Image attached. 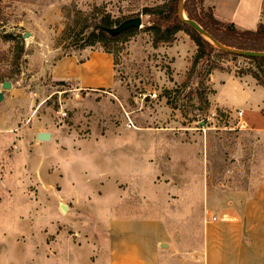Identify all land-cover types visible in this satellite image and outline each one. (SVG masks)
Here are the masks:
<instances>
[{
  "label": "rangeland",
  "instance_id": "1",
  "mask_svg": "<svg viewBox=\"0 0 264 264\" xmlns=\"http://www.w3.org/2000/svg\"><path fill=\"white\" fill-rule=\"evenodd\" d=\"M166 1H0V36H19L0 40V264H45L46 249L62 259L86 248L92 222L106 221L114 204L129 219H164L178 237L197 232L206 191L251 193L264 180V134L239 125L237 110L211 107L205 68L188 77L189 37L155 43L156 15L145 10ZM137 17L140 28L84 46L102 19L115 28ZM82 50L111 52L114 88L87 96L51 80L54 62ZM209 62L235 73L254 67L219 54ZM38 131L56 136L44 158L32 148Z\"/></svg>",
  "mask_w": 264,
  "mask_h": 264
},
{
  "label": "crops",
  "instance_id": "2",
  "mask_svg": "<svg viewBox=\"0 0 264 264\" xmlns=\"http://www.w3.org/2000/svg\"><path fill=\"white\" fill-rule=\"evenodd\" d=\"M203 4L212 9L217 21L242 31L254 30L262 23L264 0H204ZM188 48L189 64L196 52L189 39ZM50 78L69 83L73 91L87 96L110 90L116 84L112 56L90 50L58 59L51 66ZM208 83L213 91L209 99L213 109L231 113L240 110V117L234 114L239 125L264 134V88L250 75L214 70ZM255 109H260V114ZM40 132L31 142L44 158L46 149L57 148L56 136L49 131L50 141L38 142L36 135ZM137 138L143 139L141 135ZM116 207L114 204V212L106 221L92 222L98 224L90 231L93 243L81 250L71 248L62 259L50 258L46 249L45 264H264V180L251 193L206 191L197 218L199 230L179 237L162 218L129 219L120 216ZM80 253L83 258L78 257Z\"/></svg>",
  "mask_w": 264,
  "mask_h": 264
},
{
  "label": "trees",
  "instance_id": "3",
  "mask_svg": "<svg viewBox=\"0 0 264 264\" xmlns=\"http://www.w3.org/2000/svg\"><path fill=\"white\" fill-rule=\"evenodd\" d=\"M1 1V0H0ZM204 0H185L183 5V12L186 18L190 21H194L200 28H202L211 38L222 46L242 51L252 52H264V23H259L254 30H239L233 24L221 23L217 21L211 8L204 9ZM178 0H168L162 5L158 6L154 10H145L146 15H156V19L153 20L149 31L155 36V43H172L175 41L177 33H185L196 47L191 68L189 70L188 77L192 75V72L196 67L201 64L205 68L204 76L208 78L214 70H221L218 66H215L209 62L212 54H219L221 56H230L226 53L219 51L206 39L196 33L191 27L182 22L177 14ZM112 22L108 19H102L99 23L94 24V30L91 36L88 38V42L85 47H91L95 43H103L104 41H114L119 36L110 38L99 28H110ZM2 27V25H0ZM135 29H130L124 33L131 32ZM2 42L19 41V36H13L2 32L0 36ZM17 43V42H16ZM105 53L111 55V52L105 51ZM234 59L237 57L230 56ZM204 60L206 64H204ZM253 64V69L246 71L236 72L239 76L250 75L259 86L264 88V59H250L248 60ZM203 62V63H202ZM206 65V66H204ZM60 85H64L65 82H58ZM200 95H204V84H200ZM202 88V89H201Z\"/></svg>",
  "mask_w": 264,
  "mask_h": 264
},
{
  "label": "water",
  "instance_id": "4",
  "mask_svg": "<svg viewBox=\"0 0 264 264\" xmlns=\"http://www.w3.org/2000/svg\"><path fill=\"white\" fill-rule=\"evenodd\" d=\"M185 0H178V7H177V14L178 17L182 22L187 24L191 27L196 33H198L201 37L206 39L210 44H212L215 48L219 51L226 53L230 56H235L243 59H264V52H252V51H242V50H235L225 46H222L218 42H216L213 38L210 37L202 28H200L194 21H190L186 18L183 12V5ZM142 24L141 18H132L123 21L115 28H99V30L103 31L108 37L114 38L122 34L123 32L134 29L140 28ZM26 38V35L23 37ZM3 90H9L11 88V84L9 82H3L1 85ZM4 96L0 92V102H2ZM50 133L48 132H40L36 135V140L38 142H48L50 141ZM64 208V207H63Z\"/></svg>",
  "mask_w": 264,
  "mask_h": 264
},
{
  "label": "built area",
  "instance_id": "5",
  "mask_svg": "<svg viewBox=\"0 0 264 264\" xmlns=\"http://www.w3.org/2000/svg\"><path fill=\"white\" fill-rule=\"evenodd\" d=\"M152 99H155L156 98V95L155 94H153L152 96ZM234 114H236L237 115V117H240L241 116V111L240 110H237ZM134 128V126H133V124H132V122L130 121V120H128V123H127V128Z\"/></svg>",
  "mask_w": 264,
  "mask_h": 264
}]
</instances>
